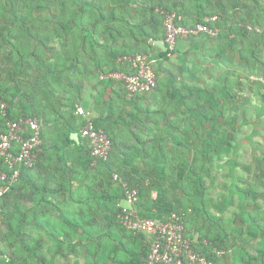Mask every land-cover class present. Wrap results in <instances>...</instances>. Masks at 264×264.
<instances>
[{
	"label": "crops",
	"instance_id": "0c3cea01",
	"mask_svg": "<svg viewBox=\"0 0 264 264\" xmlns=\"http://www.w3.org/2000/svg\"><path fill=\"white\" fill-rule=\"evenodd\" d=\"M29 6L0 19V35L8 34L0 53L9 56L0 61V101L14 118L38 119L44 152L0 201V250L16 264H94V230L109 242L108 230L116 234L121 250L131 245L115 220L125 205L115 173L140 189V215L180 213L186 238L215 264H264V0ZM163 7L188 26L216 16L217 35L178 39L164 51L156 45L165 44ZM138 53L157 86L130 97L111 75L123 68L119 58ZM78 107L112 141L107 163L94 170ZM137 258L132 264H144Z\"/></svg>",
	"mask_w": 264,
	"mask_h": 264
},
{
	"label": "built area",
	"instance_id": "2783aa9c",
	"mask_svg": "<svg viewBox=\"0 0 264 264\" xmlns=\"http://www.w3.org/2000/svg\"><path fill=\"white\" fill-rule=\"evenodd\" d=\"M164 42L169 51H174L178 39L208 34L215 37L217 29L212 25L217 17L205 19L203 23L192 26L180 24V17L173 12L162 11ZM122 65L119 72L111 77L122 84L128 96H144L152 93L156 86V76L148 57L143 54L125 55L119 58ZM7 105L0 101V181L6 184L0 190V196L6 193L19 179L23 169H33L40 160L44 149L38 119L21 117L19 120L6 118ZM76 113L85 118L79 130L80 138L87 142L90 166L106 162L112 149V141L108 133L96 126L81 107ZM111 180L117 183L123 194L121 206L115 220L124 230L143 235L148 248L146 264H215L212 258L198 252L185 236L184 219L178 212H171L167 217L154 219L142 217L138 205L140 191L124 181L118 174H112ZM9 257L0 253V264H9Z\"/></svg>",
	"mask_w": 264,
	"mask_h": 264
},
{
	"label": "trees",
	"instance_id": "16d2710c",
	"mask_svg": "<svg viewBox=\"0 0 264 264\" xmlns=\"http://www.w3.org/2000/svg\"><path fill=\"white\" fill-rule=\"evenodd\" d=\"M33 0H8V2L5 4V5H3V7L6 9H8L9 11H11L13 14H16V11L18 10V9H20V8H22V10L25 8V9H28L29 11H30V6H29V3L30 2H32ZM164 8V7H163ZM165 9V11H167V12H172L170 9H167V8H164ZM29 11H27V12H29ZM22 13H24V12H22ZM210 17H213V16H209L208 18H210ZM217 20H218V18H217ZM216 20V21H217ZM205 20H197V21H195V22H193L192 24L193 25H195V24H197V23H203ZM215 21V22H216ZM214 22V23H215ZM217 23H219V21L217 22ZM180 24L181 25H183V26H188L189 24L188 23H186L185 21H181V19H180ZM217 25V24H216ZM1 30H3V28H0ZM1 34V33H0ZM162 56H166V53H162ZM4 102V101H3ZM5 103V102H4ZM6 104V103H5ZM7 105V104H6ZM5 111H6V118L7 119H9V120H14V121H17V120H19L21 117H18V118H14V117H12L11 115H10V113H9V110H8V106L6 107V109H5ZM0 123H1V125H3V123H4V121H3V117L1 116V114H0ZM106 131V130H105ZM80 139H82V138H80ZM87 143V142H86ZM43 148H44V146H43ZM89 159H90V157H89ZM108 161V160H107ZM107 161L106 162H102V163H98L99 165L100 164H102V165H104V164H106L107 163ZM90 163H91V160H89V162H88V168L89 169H95L96 168V166L98 165H96V166H94V167H91L90 166ZM0 164H2V161L0 160ZM23 171H25V169H23L22 170V172ZM21 176V175H20ZM20 178V177H19ZM129 184V183H128ZM6 186V184L4 183V182H2V181H0V188L2 189L3 187H5ZM14 186V185H13ZM13 186H11L10 187V189L11 188H13ZM119 187V186H118ZM120 188V187H119ZM93 187H89V191H87V196L88 197H90V196H94V193H93ZM120 190H121V188H120ZM139 191H140V189H139ZM121 192H122V190H121ZM5 193H3L1 196H0V201H1V199H2V197H3V195H4ZM122 199H123V194H122ZM87 200H89V198H87V197H85V200H84V203H85V201H87ZM78 203H83V198H79L78 199ZM119 211V210H118ZM180 214V213H179ZM116 215V214H115ZM181 215V214H180ZM0 216H1V212H0ZM142 216V215H141ZM142 217H144V216H142ZM183 217V216H182ZM184 219V218H183ZM118 224V223H117ZM118 226L120 227V225L118 224ZM184 226H185V223H184ZM120 229H122L124 232H127V233H129L130 235H132L134 238H135V240L133 241V243L131 244V245H128V247H125L122 243H121V245H120V247H122V250L121 249H119V248H117V246L115 245V240H116V238H117V236H116V234L114 235V233L113 232H111L110 230H108L109 232H108V234H106L107 236V239H109V240H111V242H109L108 240H105L104 238V235H102L103 233L102 232H100V231H98V230H94V232H93V234H92V236L93 237H95L96 239H97V241H96V243L93 245V247H92V250H91V253L92 254H95L97 257H96V262L94 263V264H105V258H102V260H101V256H106V257H113L114 258V260H113V264H132V263H134V257H138L137 259L139 260V258H144V264H146V259H147V256H148V248L146 247V240H145V237L143 236V235H137V234H133V233H131V232H128V231H126V230H124L123 228H121L120 227ZM59 231L58 230H56L55 229V231H54V233H57V234H59L58 233ZM114 236H116V238L114 237ZM138 240V241H137ZM140 241L141 242H143V246H144V250H142L140 247H137V245H136V242L137 243H139L140 244ZM27 249H29V250H31V249H33V246H31V245H26L25 246ZM52 247H54V246H52ZM52 247L51 248H49L48 249V252H51V250H52ZM19 250V247H17L16 249H15V251H18ZM123 253V254H121V255H124V256H126V257H124V259L123 260H118V259H116L115 257H114V255H118V253ZM0 253H2V254H6L5 252H3V251H1L0 250ZM14 253H16V252H14ZM8 257H9V259H10V261H9V264H16L15 262H14V260L12 259V257L9 255V254H6ZM15 256H17V254H14ZM98 255H100V257H98ZM120 255V254H119ZM98 258H100V261L98 260ZM118 258V257H117ZM209 258V257H208Z\"/></svg>",
	"mask_w": 264,
	"mask_h": 264
},
{
	"label": "rangeland",
	"instance_id": "374dc122",
	"mask_svg": "<svg viewBox=\"0 0 264 264\" xmlns=\"http://www.w3.org/2000/svg\"><path fill=\"white\" fill-rule=\"evenodd\" d=\"M15 1V0H14ZM8 2V0H0V16H1V18L0 19H2V16H8V15H12L13 13L11 12V11H9L7 8L5 9L4 7H3V5H5L6 3ZM23 10H22V8H20V9H18L17 11H16V15H23ZM6 24H10V23H8V21L7 22H5ZM16 29H20V28H18L17 26H16ZM27 30H30V28H27ZM11 33L13 34L14 33V30H12L9 34L11 35ZM20 33H22V32H20ZM16 35V34H15ZM6 36H8V34H7V32L5 33V34H3L2 33V35H0V45L2 46V45H6V43L5 42H7L8 43V38L6 37ZM10 42H11V40H10ZM7 47V46H6ZM2 50V47H0V51ZM4 57H7V58H9V56H8V54L6 53L5 54V56ZM4 57H2V53H0V61H2L3 60V58ZM1 76V75H0ZM49 80H50V78H48ZM58 90H59V92H60V87H58ZM62 91V90H61ZM63 91H66V89H64ZM1 96V95H0ZM60 96H62V95H60ZM1 98V97H0ZM259 140L261 141L262 140V138H259ZM259 140H257V141H259ZM241 153L243 152V151H240ZM243 157H249V155H242ZM45 248H47V247H45ZM48 257H50V256H48ZM49 260H51V259H49ZM71 261H74V260H71ZM70 261V262H71ZM51 264H68V261H62V260H60V258L59 259H56V260H54V261H51Z\"/></svg>",
	"mask_w": 264,
	"mask_h": 264
},
{
	"label": "water",
	"instance_id": "95a60500",
	"mask_svg": "<svg viewBox=\"0 0 264 264\" xmlns=\"http://www.w3.org/2000/svg\"><path fill=\"white\" fill-rule=\"evenodd\" d=\"M156 45L159 47V48H161V49H163L164 51H167V47H166V45L164 44V43H162V42H159V43H156ZM75 137H74V139H75V141H78V135H74Z\"/></svg>",
	"mask_w": 264,
	"mask_h": 264
}]
</instances>
